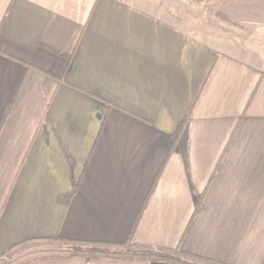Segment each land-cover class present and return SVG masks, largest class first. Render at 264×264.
I'll list each match as a JSON object with an SVG mask.
<instances>
[{
	"label": "crops",
	"instance_id": "crops-1",
	"mask_svg": "<svg viewBox=\"0 0 264 264\" xmlns=\"http://www.w3.org/2000/svg\"><path fill=\"white\" fill-rule=\"evenodd\" d=\"M205 5L264 25V0ZM147 8L0 0V254L31 238L123 242L143 207L134 242L264 264V70Z\"/></svg>",
	"mask_w": 264,
	"mask_h": 264
},
{
	"label": "rangeland",
	"instance_id": "rangeland-1",
	"mask_svg": "<svg viewBox=\"0 0 264 264\" xmlns=\"http://www.w3.org/2000/svg\"><path fill=\"white\" fill-rule=\"evenodd\" d=\"M130 1V0H127ZM213 48L264 70V25L240 24L205 0H134Z\"/></svg>",
	"mask_w": 264,
	"mask_h": 264
},
{
	"label": "trees",
	"instance_id": "trees-1",
	"mask_svg": "<svg viewBox=\"0 0 264 264\" xmlns=\"http://www.w3.org/2000/svg\"><path fill=\"white\" fill-rule=\"evenodd\" d=\"M263 73L261 74V76ZM257 86L254 89L256 91ZM254 92L251 96L254 95ZM139 212L127 240L123 242L91 241L62 238H31L19 242L0 254V264H25L36 258L80 255L86 258L108 257L163 261L169 264H224L180 250L133 241V234L142 213Z\"/></svg>",
	"mask_w": 264,
	"mask_h": 264
}]
</instances>
